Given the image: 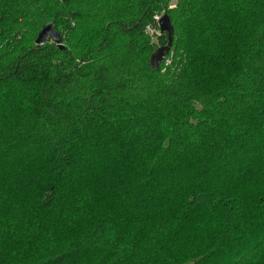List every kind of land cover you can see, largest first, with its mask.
Instances as JSON below:
<instances>
[{
  "label": "trees",
  "instance_id": "trees-1",
  "mask_svg": "<svg viewBox=\"0 0 264 264\" xmlns=\"http://www.w3.org/2000/svg\"><path fill=\"white\" fill-rule=\"evenodd\" d=\"M0 264H264V0H0Z\"/></svg>",
  "mask_w": 264,
  "mask_h": 264
},
{
  "label": "water",
  "instance_id": "water-1",
  "mask_svg": "<svg viewBox=\"0 0 264 264\" xmlns=\"http://www.w3.org/2000/svg\"><path fill=\"white\" fill-rule=\"evenodd\" d=\"M159 30L161 34H165L167 37L166 45L158 47L150 57V66L152 69L159 70L161 64L165 61V58L169 55L173 42V26L171 25L168 15H163L158 22ZM48 40H52L60 49L63 50L61 45V39L55 28L52 25H46L39 32L35 44L40 45Z\"/></svg>",
  "mask_w": 264,
  "mask_h": 264
},
{
  "label": "rangeland",
  "instance_id": "rangeland-1",
  "mask_svg": "<svg viewBox=\"0 0 264 264\" xmlns=\"http://www.w3.org/2000/svg\"><path fill=\"white\" fill-rule=\"evenodd\" d=\"M170 6H173L174 5V1H171L170 3ZM169 6V7H170ZM165 11H161V12H159V13H157V15H161V16H163L165 13H164ZM156 16V15H155ZM154 16V17H155ZM71 30H69L67 33H65L66 35L64 36L66 39L68 38V37H70L69 38V42H70V44L72 45V44H78L79 43V35L78 34H71ZM159 32V31H158ZM157 32V33H158ZM157 33H155L154 35H149V37H150V41L151 42H153L154 43V45H155V47H156V49L158 48V47H160V46H163L162 45V42L160 41V39L158 38V37H160ZM63 45L62 46H67L68 44H67V42L65 41V42H63L62 43ZM155 49V50H156Z\"/></svg>",
  "mask_w": 264,
  "mask_h": 264
},
{
  "label": "built area",
  "instance_id": "built-area-1",
  "mask_svg": "<svg viewBox=\"0 0 264 264\" xmlns=\"http://www.w3.org/2000/svg\"><path fill=\"white\" fill-rule=\"evenodd\" d=\"M162 16L161 15H156L155 17H154V21H155V23L157 24V28L156 27H153V26H149V27H147V32H148V34L149 35H154L155 33H157L158 31V35L160 36L161 35V32H160V30H159V26H158V22H159V20H160V18H161ZM168 61L167 60H165V63H167Z\"/></svg>",
  "mask_w": 264,
  "mask_h": 264
}]
</instances>
